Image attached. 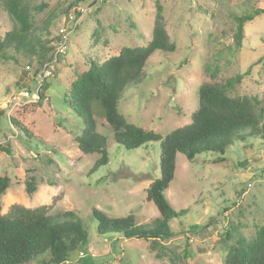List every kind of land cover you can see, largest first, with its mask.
Wrapping results in <instances>:
<instances>
[{
  "label": "rangeland",
  "instance_id": "374dc122",
  "mask_svg": "<svg viewBox=\"0 0 264 264\" xmlns=\"http://www.w3.org/2000/svg\"><path fill=\"white\" fill-rule=\"evenodd\" d=\"M89 6L70 35L55 76L36 92L31 80L47 39L75 4ZM161 21L175 43L172 52L155 51L137 84L128 85L118 110L127 121L165 136L191 122L203 84L227 86L230 97L247 96L264 128V12L244 24L241 46L233 37L236 17L264 0H159ZM32 17L30 43L11 46L0 59V175L10 186L0 193V212L13 204L50 206V213H79L91 223L92 241L62 264H224L228 245L254 246L264 228V137L237 142L225 155H177L175 178L166 194L186 215L172 220L166 240L99 235L94 208L111 217L134 215L137 222L160 217L147 189L160 176V142L128 149L117 143L102 105L94 101L96 131L107 138L108 163L93 169L101 153H85L76 142L84 121L69 105L71 85L92 63L101 64L123 47L145 46L158 19L156 0H21ZM0 0V38L14 20ZM240 76V78H238ZM31 83V84H30ZM34 179L36 190L26 191ZM228 232L231 234L228 235ZM187 251V252H185ZM27 264H38L30 261Z\"/></svg>",
  "mask_w": 264,
  "mask_h": 264
},
{
  "label": "trees",
  "instance_id": "16d2710c",
  "mask_svg": "<svg viewBox=\"0 0 264 264\" xmlns=\"http://www.w3.org/2000/svg\"><path fill=\"white\" fill-rule=\"evenodd\" d=\"M5 2L17 25L0 38V59L7 58L9 47L19 48L30 43V36L35 30L30 12L21 0ZM156 3L158 19L153 37L145 46L123 47L118 55L103 63H92L71 85L68 103L85 124L76 142L85 153H101L94 170L108 163L107 138L96 131L94 101L102 105L117 143L134 149L150 142H160V176L147 189V200L156 205L160 217L151 223H138L132 214L111 217L94 208L90 216L96 222L97 234L103 236L120 234L124 238L160 240L173 237L175 233L171 221L186 215V210L176 209L166 194L175 178L177 155L183 154L189 159L202 152L225 155L237 140L258 134L264 137V128L259 126L260 114L251 99L247 96L230 97L227 86L222 84H203L199 88V106L192 114L191 122L165 136L127 121L119 112L118 104L126 87L142 80L150 56L157 50L172 52L176 48L161 21L159 0ZM263 12L264 8H258L236 17L237 31L233 40L237 45L242 44L244 24ZM48 31L52 34L51 30ZM51 34L47 39L46 52L36 65V73L52 58L55 36L51 37ZM53 70H58L57 65ZM43 96L40 92V98ZM0 150L10 153V148L5 146L0 145ZM10 181L9 176L0 175V193L6 191ZM35 190V180L31 178L26 183V191L32 194ZM228 235L231 234L228 232ZM259 238L254 246L228 245L224 264H264V228L259 231ZM91 241V223L73 211L51 214L48 205L29 208L13 204L8 213L0 212V264H27L30 261L62 264L69 260L71 253L85 250Z\"/></svg>",
  "mask_w": 264,
  "mask_h": 264
},
{
  "label": "built area",
  "instance_id": "2783aa9c",
  "mask_svg": "<svg viewBox=\"0 0 264 264\" xmlns=\"http://www.w3.org/2000/svg\"><path fill=\"white\" fill-rule=\"evenodd\" d=\"M103 0H93L95 3H101ZM89 6L85 3L79 2L73 5L66 14H64L61 25L59 26L56 35L53 39L54 51L52 58L45 62L37 73L34 71L32 80L36 83V92L34 95L29 90L24 92V96H35L40 98V92H43V86L49 78L55 76L53 67L58 65L60 56H63L67 52V46L69 43L70 35L79 27V23L83 20V17L89 10ZM34 78V79H33Z\"/></svg>",
  "mask_w": 264,
  "mask_h": 264
},
{
  "label": "crops",
  "instance_id": "0c3cea01",
  "mask_svg": "<svg viewBox=\"0 0 264 264\" xmlns=\"http://www.w3.org/2000/svg\"><path fill=\"white\" fill-rule=\"evenodd\" d=\"M31 84V83H30Z\"/></svg>",
  "mask_w": 264,
  "mask_h": 264
}]
</instances>
